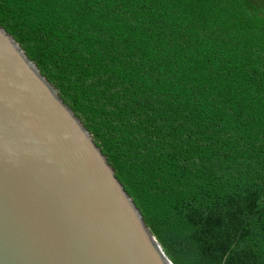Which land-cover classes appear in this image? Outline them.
I'll list each match as a JSON object with an SVG mask.
<instances>
[{"label": "trees", "instance_id": "obj_1", "mask_svg": "<svg viewBox=\"0 0 264 264\" xmlns=\"http://www.w3.org/2000/svg\"><path fill=\"white\" fill-rule=\"evenodd\" d=\"M172 264H264V0H0Z\"/></svg>", "mask_w": 264, "mask_h": 264}, {"label": "water", "instance_id": "obj_2", "mask_svg": "<svg viewBox=\"0 0 264 264\" xmlns=\"http://www.w3.org/2000/svg\"><path fill=\"white\" fill-rule=\"evenodd\" d=\"M0 264H172L89 131L2 27Z\"/></svg>", "mask_w": 264, "mask_h": 264}]
</instances>
